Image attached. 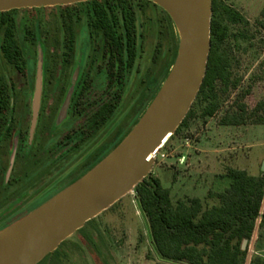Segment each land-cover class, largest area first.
<instances>
[{"label": "rangeland", "instance_id": "1", "mask_svg": "<svg viewBox=\"0 0 264 264\" xmlns=\"http://www.w3.org/2000/svg\"><path fill=\"white\" fill-rule=\"evenodd\" d=\"M246 23L222 19L229 37L224 45L236 88L220 92V109L195 117L170 137L156 154L148 175L170 192L173 204L198 198L203 208L218 203L228 168L252 176L264 162V124H255L264 103V0H219ZM137 32L131 68L116 74L101 38L90 31V4L18 9L7 14L10 28L2 50L5 26L0 20V84L9 97L11 121L0 136V231L65 190L105 158L132 130L164 83L174 62L179 36L173 22L153 3L132 0ZM41 61V96L30 134L32 99ZM115 61V59H113ZM112 70V71H111ZM80 79L81 89L75 90ZM79 84V85H80ZM80 85V86H81ZM7 87V90L5 89ZM112 113L100 127L93 115L104 104ZM248 110L246 124L220 125L226 112ZM185 156L180 165L178 158ZM37 207V208H36ZM264 209V201L262 205ZM256 224L248 254L264 257V228ZM247 246V244H246ZM246 248V247H245ZM148 224L134 190L62 242L38 264H156Z\"/></svg>", "mask_w": 264, "mask_h": 264}, {"label": "trees", "instance_id": "2", "mask_svg": "<svg viewBox=\"0 0 264 264\" xmlns=\"http://www.w3.org/2000/svg\"><path fill=\"white\" fill-rule=\"evenodd\" d=\"M83 3L90 4V31L101 38L112 64H115L116 74L131 68L136 58L137 42L132 0H91ZM211 6V47L203 83L193 102L200 105L199 117L203 120L212 117L220 109V92L225 94L229 89L236 88L238 83L232 78L230 59L224 48L229 34L222 19L231 24L246 23L239 12L219 0H211ZM14 11L0 13L1 24L5 26L2 50L8 56L10 28L6 16ZM166 16L170 21V17ZM260 25L264 27V8ZM6 83L7 79L0 77V84ZM2 93L0 86V136L3 131L10 132L6 125H9L12 117L9 97ZM242 106L239 104L238 110L226 112L219 124H246L249 114L247 109L240 110ZM261 111L264 113L263 102L257 103L252 113ZM110 113L112 105L104 104L93 115V126L104 125ZM195 115L191 106L171 137L176 136ZM255 124H264V116H258ZM5 137L11 144L12 135L7 133ZM221 177L228 179L229 185L223 191L211 194L218 203L206 209L198 198L180 200L173 204L169 190L150 175L134 188L158 258L156 264H264L261 255L248 254V245L257 222L259 228H264V172L252 176L244 170L228 168ZM243 240H247L245 250H241Z\"/></svg>", "mask_w": 264, "mask_h": 264}, {"label": "water", "instance_id": "3", "mask_svg": "<svg viewBox=\"0 0 264 264\" xmlns=\"http://www.w3.org/2000/svg\"><path fill=\"white\" fill-rule=\"evenodd\" d=\"M91 0H0V13L66 6ZM170 17L179 36L171 69L127 136L86 174L0 231V264H38L103 211L131 193L150 172L203 83L211 42V0H146ZM41 61L32 99V134L41 96ZM264 172V162L261 167ZM247 240L242 241L245 250Z\"/></svg>", "mask_w": 264, "mask_h": 264}, {"label": "flooded vegetation", "instance_id": "4", "mask_svg": "<svg viewBox=\"0 0 264 264\" xmlns=\"http://www.w3.org/2000/svg\"><path fill=\"white\" fill-rule=\"evenodd\" d=\"M72 5H73V4H72ZM80 79H81V78H79V80H78V82H77V84H76V86H75V88H74L75 90H77V89H81V88L83 87V84L81 85L80 82H79ZM79 84H80L81 86H80ZM100 108H101V107H100ZM100 108H99V109H100ZM99 109H98V110H99ZM96 127H100V126H99V125H96Z\"/></svg>", "mask_w": 264, "mask_h": 264}, {"label": "built area", "instance_id": "5", "mask_svg": "<svg viewBox=\"0 0 264 264\" xmlns=\"http://www.w3.org/2000/svg\"><path fill=\"white\" fill-rule=\"evenodd\" d=\"M185 161H186L185 156H181L180 158H178V163H179L180 165L184 164Z\"/></svg>", "mask_w": 264, "mask_h": 264}]
</instances>
